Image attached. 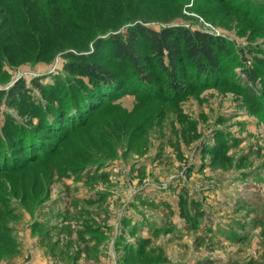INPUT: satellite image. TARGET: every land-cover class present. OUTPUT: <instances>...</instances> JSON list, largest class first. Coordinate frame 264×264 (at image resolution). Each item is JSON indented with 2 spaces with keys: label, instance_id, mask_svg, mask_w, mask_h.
<instances>
[{
  "label": "rangeland",
  "instance_id": "obj_1",
  "mask_svg": "<svg viewBox=\"0 0 264 264\" xmlns=\"http://www.w3.org/2000/svg\"><path fill=\"white\" fill-rule=\"evenodd\" d=\"M137 23L229 50L209 76L180 62V98L102 50L122 92L71 115L94 92L69 55ZM34 79L0 103V264H264V0H0V90Z\"/></svg>",
  "mask_w": 264,
  "mask_h": 264
},
{
  "label": "trees",
  "instance_id": "obj_2",
  "mask_svg": "<svg viewBox=\"0 0 264 264\" xmlns=\"http://www.w3.org/2000/svg\"><path fill=\"white\" fill-rule=\"evenodd\" d=\"M141 38L148 43L151 58L140 55L138 45ZM104 43L107 47H103ZM94 50V54L88 56L70 54L69 57L75 58L77 61L69 62L65 67L66 70L73 74L89 78L92 83L94 93H91L90 87L84 84L86 90L82 89L83 95L80 96L81 98L79 97L78 105L69 111L71 115L78 113L75 116L80 118L88 116L89 110L94 108L96 104H100L99 101H110L122 92L113 91L114 89L120 90L119 82L115 75L102 65L92 61L93 57L102 50H110L112 56L120 64L130 67L132 75L143 86L153 87L155 84V73L153 71L147 72L149 67L147 63L152 62L161 73V82L165 85L169 95L174 98H180L189 92L190 87L185 83L178 64L184 61L194 68L196 74L209 76L218 72L220 58L228 53L229 47L225 38L193 29L186 25L166 26L160 30H155L146 27L143 23H137L128 29L125 34L111 35L106 41L98 40L95 43ZM245 73L253 78L249 71ZM40 80L34 79L32 88L28 87L24 81H19L9 91L0 90V103L4 98H7L22 102L26 106V103L29 104V102L25 100L31 96L30 91L33 88L36 87L45 92ZM87 88L89 89V94H87ZM86 95L88 97L87 100L82 97ZM68 117L69 114L62 117L65 122V128L70 126L66 125L67 122L72 121ZM70 118L75 117L72 116ZM64 127L57 126V130Z\"/></svg>",
  "mask_w": 264,
  "mask_h": 264
},
{
  "label": "built area",
  "instance_id": "obj_3",
  "mask_svg": "<svg viewBox=\"0 0 264 264\" xmlns=\"http://www.w3.org/2000/svg\"><path fill=\"white\" fill-rule=\"evenodd\" d=\"M208 33H210V34H212V35H215V36H221L219 33L217 34V33H212V32H208Z\"/></svg>",
  "mask_w": 264,
  "mask_h": 264
}]
</instances>
